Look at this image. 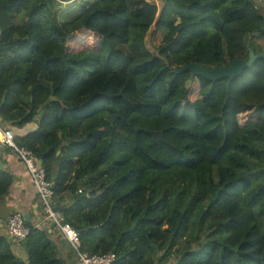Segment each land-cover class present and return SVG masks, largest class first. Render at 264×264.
Here are the masks:
<instances>
[{
	"label": "trees",
	"instance_id": "trees-1",
	"mask_svg": "<svg viewBox=\"0 0 264 264\" xmlns=\"http://www.w3.org/2000/svg\"><path fill=\"white\" fill-rule=\"evenodd\" d=\"M75 1L0 0V128L37 120L15 142L40 162L78 252L112 253L111 264H264V57L215 82L172 72L264 52V10L94 0L61 20ZM12 182L1 167L0 206ZM25 224L26 261L0 233V264L76 263Z\"/></svg>",
	"mask_w": 264,
	"mask_h": 264
},
{
	"label": "crops",
	"instance_id": "crops-1",
	"mask_svg": "<svg viewBox=\"0 0 264 264\" xmlns=\"http://www.w3.org/2000/svg\"><path fill=\"white\" fill-rule=\"evenodd\" d=\"M5 126L12 130L15 137H19L34 130L36 128V122L28 123L21 128L14 127L10 124H5ZM0 164L1 167L8 170L13 177L9 193L4 200L3 206H0V233L6 236V220L10 214L16 211L23 213V215L28 214L27 220H30L36 227L46 229L63 260L68 263L74 261L76 262L75 264H82L79 260L77 261L69 241L52 222L44 216L45 214L42 208H40L41 204L35 187L22 161L10 148L2 146L1 144ZM12 250L21 260L26 261V253L21 246L12 247Z\"/></svg>",
	"mask_w": 264,
	"mask_h": 264
},
{
	"label": "built area",
	"instance_id": "built-area-1",
	"mask_svg": "<svg viewBox=\"0 0 264 264\" xmlns=\"http://www.w3.org/2000/svg\"><path fill=\"white\" fill-rule=\"evenodd\" d=\"M0 144L10 148L22 161L35 187L40 204L46 217L69 241L72 248L78 253V260L82 264H111L114 260L112 253L103 256H87L78 252L79 233L69 224L64 223L61 212L55 210L52 204L53 190L51 183L46 180L43 168L35 162L32 153L23 147L16 145L15 136L11 129L0 128ZM80 192V190H79ZM23 213L16 211L10 214L6 220V237L11 247H19L29 234V228L25 224Z\"/></svg>",
	"mask_w": 264,
	"mask_h": 264
},
{
	"label": "water",
	"instance_id": "water-1",
	"mask_svg": "<svg viewBox=\"0 0 264 264\" xmlns=\"http://www.w3.org/2000/svg\"><path fill=\"white\" fill-rule=\"evenodd\" d=\"M149 34H150V29L147 31L144 37V44L147 47L148 51L152 53V55H156V51L153 50L152 47H150L149 45V41H148ZM259 57H264V52H261L259 54H254L252 51H250L247 59L232 60L228 66L213 67L211 69H207L197 63H188L182 67L173 68L172 72L179 73V72L189 71L192 76L198 75L209 81L215 82L223 78H232L234 76L241 75L244 69L251 67L253 62ZM153 135L157 138L161 137L158 132H153ZM38 164L40 165V162H38ZM24 218L27 220L28 214H25Z\"/></svg>",
	"mask_w": 264,
	"mask_h": 264
},
{
	"label": "rangeland",
	"instance_id": "rangeland-1",
	"mask_svg": "<svg viewBox=\"0 0 264 264\" xmlns=\"http://www.w3.org/2000/svg\"><path fill=\"white\" fill-rule=\"evenodd\" d=\"M94 0H76L75 2H69L67 4L63 3L61 6L58 8V16L61 20H67L73 18L75 15H77L80 11L83 10L86 6L91 4ZM144 2L148 3H155L159 8L161 7V0H143ZM257 2V5L264 10V0H255ZM152 31V28L150 29V33ZM80 37V36H76ZM150 37V34H149ZM159 36L154 40V43L156 44L158 41ZM149 41V38H148ZM263 46H264V41H259ZM79 45V43H77ZM150 45V43H149ZM150 47H152L150 45ZM153 49V48H152ZM154 50V49H153ZM34 122H37L34 121ZM33 122V123H34ZM43 210V209H42ZM44 212V210H43ZM45 214V212H44ZM46 216V214L44 215Z\"/></svg>",
	"mask_w": 264,
	"mask_h": 264
}]
</instances>
